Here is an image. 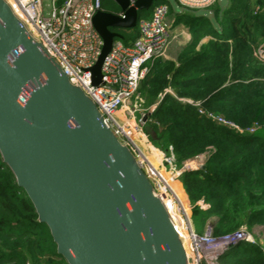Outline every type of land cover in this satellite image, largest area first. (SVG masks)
<instances>
[{
    "label": "water",
    "instance_id": "1",
    "mask_svg": "<svg viewBox=\"0 0 264 264\" xmlns=\"http://www.w3.org/2000/svg\"><path fill=\"white\" fill-rule=\"evenodd\" d=\"M113 1L119 13L100 9L93 16L103 39L91 69L97 86L104 85L103 63L122 38L118 29L134 28L156 0ZM0 154L68 264H188L131 148L6 0H0Z\"/></svg>",
    "mask_w": 264,
    "mask_h": 264
},
{
    "label": "trees",
    "instance_id": "2",
    "mask_svg": "<svg viewBox=\"0 0 264 264\" xmlns=\"http://www.w3.org/2000/svg\"><path fill=\"white\" fill-rule=\"evenodd\" d=\"M109 1L111 7L105 10L119 13L118 5ZM172 1L158 0L169 4V15L184 19L192 37L176 60L158 57L150 63L140 91L143 107L155 108L144 131L153 145L168 149V154L172 149L177 168L208 154L202 166L180 176L194 204L191 219L210 221L215 236L241 226L249 231L264 226V58L254 50L264 41V0L216 1L212 16L194 15V10L178 14L183 8ZM241 26L244 35L238 31ZM118 31L125 43L139 34L138 25ZM209 113L240 129L217 123ZM250 127L255 130L249 132ZM200 199L206 209L198 204ZM256 239V244L223 254L219 264H264V238ZM0 264H68L57 254L48 226L38 221L31 199L1 154Z\"/></svg>",
    "mask_w": 264,
    "mask_h": 264
},
{
    "label": "built area",
    "instance_id": "3",
    "mask_svg": "<svg viewBox=\"0 0 264 264\" xmlns=\"http://www.w3.org/2000/svg\"><path fill=\"white\" fill-rule=\"evenodd\" d=\"M6 1L21 25L58 62L71 83L94 100L104 116V122L131 148L175 225L186 250L188 264H219L223 254L246 243H257L246 226L218 236L213 235L210 229L204 233L196 232L191 214L183 205L174 184L184 171L198 166L186 161L181 168H177L170 148V153L163 160L169 171H164L155 166L139 146L138 139L145 140L148 136L144 131L145 116L148 117L155 108L152 106L147 110L143 107L140 84L149 71L150 63L166 55L172 36L168 3H153L149 17L139 16V34L132 42L115 39L102 66L104 85L97 86L93 83L91 69L101 53L103 39L94 28L93 16L102 9V0H52L48 14H45L43 0ZM214 1L177 0L183 8L205 7ZM258 56L264 58V54ZM187 101L199 106L197 101ZM137 112L141 113L139 120ZM200 112L203 111L200 109ZM208 115L214 117L217 123L240 129L222 116ZM254 130L255 127L248 128L249 132ZM168 203L171 208H168ZM202 203L198 202L201 208L206 209ZM174 209L178 210V214L172 211ZM176 219L181 220V227L177 226Z\"/></svg>",
    "mask_w": 264,
    "mask_h": 264
},
{
    "label": "crops",
    "instance_id": "4",
    "mask_svg": "<svg viewBox=\"0 0 264 264\" xmlns=\"http://www.w3.org/2000/svg\"><path fill=\"white\" fill-rule=\"evenodd\" d=\"M174 2L176 4L175 0H173L172 3H174ZM176 7H178V5H176ZM184 9L185 8H183V10ZM183 10L179 8L178 14H180V12L181 13H183V12L189 13L190 12L187 10H184V11ZM209 12H211V11H209ZM192 13H194V15L206 14V10L205 11L197 10V11H193ZM168 18H169V21H170L171 27H172L171 28L172 36H171V39H170L168 47H167L166 55L164 57L167 59L176 60L179 53L190 42L192 35L188 31V29L185 25L184 19H182V20L179 19V15H175L174 13H172L169 15ZM138 140H139L140 148L146 153V155L153 162V164L155 166H157L158 168H161L164 171H169L168 167L165 166V164L163 162L165 156L169 152L168 149L159 150V149L155 148L154 145L150 142L148 136H147V139H145V140H144V138L143 139L139 138ZM196 166H198V164ZM175 190H176L177 194L179 195L182 203H183V200H186L189 202V199H188V197L185 194V191L183 189V185H182V181H181L180 176L175 181ZM201 201L207 207V204L205 203V201L204 200H201ZM183 204L185 205V203H183Z\"/></svg>",
    "mask_w": 264,
    "mask_h": 264
},
{
    "label": "rangeland",
    "instance_id": "5",
    "mask_svg": "<svg viewBox=\"0 0 264 264\" xmlns=\"http://www.w3.org/2000/svg\"><path fill=\"white\" fill-rule=\"evenodd\" d=\"M113 1V0H112ZM216 1H220V3H224V0H215L212 4H210V5H208V6H205V7H185V10H187V11H192V10H194V11H197V10H200V11H205L206 10V13L207 14H211V16H212V11H213V6L215 5L214 3L216 2ZM158 2V0L157 1H155L154 3H157ZM173 2V1H172ZM104 3V4H103ZM43 4H44V8H45V14H48L49 12H50V10H51V8H52V0H43ZM174 4H175V2H174ZM214 4V5H213ZM175 5H177V4H175ZM111 7V3H110V1L109 0H105L104 2H103V0H102V9H108V8H110ZM255 8L256 9H258V7L257 6H255ZM151 9L152 8H150L149 10H146L147 12V16L149 17L150 15H151ZM209 10H211V12H208ZM243 30H244V26H241L240 28H239V33H240V35H244V33H243ZM208 41V37H204L203 39H202V41L201 42H203V43H205V42H207ZM254 50H255V54H257V57H258V55H260V53L261 54H264V41H260V42H258L257 44H255L254 45ZM260 58V57H259ZM136 117H137V120H139L140 119V117H141V113L140 112H137V114H136ZM136 137H138V136H136ZM154 147L155 148H157V149H159V150H163V149H161V148H159L157 145H155L154 144ZM166 155V154H165ZM168 155V154H167ZM200 156V157H199ZM199 156H197V157H195V158H192V159H190V160H187V161H192V163H193V165L194 166H196L197 164H198V166L200 165V166H202L203 164H204V161H205V159H206V157L208 156V154L207 153H203V154H200ZM199 166V167H200ZM161 169V168H160ZM183 185V184H182ZM183 189H184V191H185V188H184V186H183ZM185 194L187 195V197H188V199H189V196H188V194H187V192L185 191ZM183 200V199H182ZM201 200H203V199H200L199 201H201ZM183 203H185V208H187L188 209V211L190 212V214H191V216H192V213H193V208H194V204L191 202V200L189 199V202L188 201H186V200H183ZM202 205H205L204 203H202ZM174 213H177L178 214V210L176 211V209H174V210H172ZM199 218L198 217H193L192 218V224H193V227H194V229H195V231L196 232H198V233H204L206 230H208V228L210 227V221H207V222H204V223H200L199 222ZM176 222H177V226H182V222H181V220L180 219H176ZM249 231V230H248ZM255 238H258V239H261V240H263V238H264V226H262V225H254V226H252L251 228H250V231H249Z\"/></svg>",
    "mask_w": 264,
    "mask_h": 264
},
{
    "label": "bare ground",
    "instance_id": "6",
    "mask_svg": "<svg viewBox=\"0 0 264 264\" xmlns=\"http://www.w3.org/2000/svg\"><path fill=\"white\" fill-rule=\"evenodd\" d=\"M174 187H175V184H174ZM168 208H171V204L170 203H168Z\"/></svg>",
    "mask_w": 264,
    "mask_h": 264
}]
</instances>
